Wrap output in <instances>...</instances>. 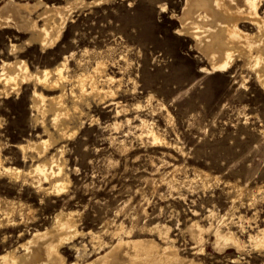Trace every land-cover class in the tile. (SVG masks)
<instances>
[{"label": "rangeland", "instance_id": "rangeland-1", "mask_svg": "<svg viewBox=\"0 0 264 264\" xmlns=\"http://www.w3.org/2000/svg\"><path fill=\"white\" fill-rule=\"evenodd\" d=\"M183 1L110 0L79 8L55 49L45 52L37 44L26 47L25 58L33 67L53 65L64 54H79L85 47L103 51L108 71L121 79L115 98L108 97L98 105L90 98L91 107L84 105L87 114L78 133L62 141L65 157L69 158L67 169L72 174L69 192L63 197L48 196L41 202L33 189L25 187L23 198L34 206L35 215L27 229L49 226L52 214L59 208L82 211L85 230L101 229L108 218L130 225V217L138 213L140 224L171 225L173 236L179 239V245L183 244L184 253L189 254L194 242L185 229L186 223L202 220L206 224L210 209L221 214L229 210V214L237 215L257 211V219L251 226L246 223L247 229L253 231L257 224L264 225V198L256 209L247 204V197L236 199L238 206L233 208L235 193L224 182L208 188L197 185L194 189L181 185L178 190L161 179L175 164L183 167L176 172L178 180H183L185 174L192 175L196 166L220 175L223 180L250 186L264 183V92L253 80L243 83L240 67L226 72H203L208 63L191 38L177 31L180 22L176 15L181 12ZM7 36L9 33L0 36V51H6L10 44ZM24 37L21 34L12 39L20 44ZM1 59L0 55V63ZM70 63L76 67L75 59ZM32 90V84L26 85L21 95L0 101V136L9 143L8 155L23 166L29 162L22 160L14 145L42 132L30 106ZM149 96L153 97L151 103ZM116 101L128 110L118 115ZM137 103L143 106L138 108ZM140 116L153 121L172 144L155 145L139 136L141 129L135 126ZM127 117H133L132 123L125 122L119 129L111 125L116 119ZM122 139L129 141V149L120 147ZM9 183L0 179V189L16 196L17 189ZM126 203V210L117 212ZM143 211L148 212L147 216ZM233 228L240 231L235 225ZM8 230L15 237L16 231ZM239 234L247 235L241 231ZM88 238L80 237L78 241L88 242ZM207 244V252L196 256L204 264H264L263 254H242L240 262H232L238 255L234 249L220 254L211 243ZM66 254L74 258L73 250L66 249Z\"/></svg>", "mask_w": 264, "mask_h": 264}, {"label": "bare ground", "instance_id": "bare-ground-1", "mask_svg": "<svg viewBox=\"0 0 264 264\" xmlns=\"http://www.w3.org/2000/svg\"><path fill=\"white\" fill-rule=\"evenodd\" d=\"M109 1L0 0V36L9 33L7 37L10 41L7 50L0 51V101L18 96L23 93L24 86L32 84L30 106L35 110V120L42 128L36 137L14 145L21 152L22 160L29 162L25 166L8 155L9 143L0 136V179H7L18 192L11 197L0 189V245L3 248L0 249V264H204L196 256L207 252V243H211L220 254L234 249L238 255L231 259L232 262H240L242 254L251 252L264 255V225L257 224L253 231L247 229L257 219L256 210L252 215H237L229 214V210L221 214L210 209L207 215L209 223L203 224L202 220L186 223L185 229L194 242L193 251L189 254L184 253L183 244L179 245V239L173 236L171 225L165 222L140 224L138 213H132V217L128 215L130 225L123 220L118 222L115 218H108L101 229L85 230L82 227V211L59 208L52 214L49 226L33 231L27 229L26 225L35 215H32L34 206L32 208L23 198L25 187L33 189L41 202H45L48 196L60 197L69 192L72 174L67 169L69 158L65 157L62 141L78 133L87 114L84 105L91 107L90 98L96 100L97 105L108 97L115 98L121 79L108 71L103 51L85 47L79 54L76 51L64 54L53 65L33 67L25 58L26 47L37 44L43 51L55 49L69 23L74 20L76 10ZM183 2L181 12L176 15L180 22L177 31L191 38L194 47L208 63L202 68L203 72H226L240 67L243 83L253 80L264 92V0ZM21 34L25 35L23 42H14L12 38ZM71 59L76 61L75 68L70 63ZM152 98L148 97L149 103ZM116 104L118 115L128 110L120 101ZM135 106L139 108L143 104ZM171 116L168 112L169 122L172 121ZM132 118L116 119L111 125L119 129L125 122L132 123ZM139 120L135 127L141 129L139 136L145 141L161 146L172 144L153 121L141 116ZM2 127L3 118H0ZM126 140L120 141L124 150L129 149V141L127 143ZM173 166L161 178L171 188L178 189L181 185L188 189L197 185L208 188L224 182L235 193L233 208L238 206L235 205L236 199L247 197V204L256 209L257 203L264 198V183L250 186L223 180L220 175L196 166L192 175L185 174L183 180H178L176 172L183 167ZM127 205L117 212H124ZM235 218L238 220L235 221ZM234 225L247 235L243 237L239 234ZM10 228L16 231L15 237L8 230ZM84 236L89 237L88 242L78 241ZM66 249L74 251V258L68 257Z\"/></svg>", "mask_w": 264, "mask_h": 264}]
</instances>
